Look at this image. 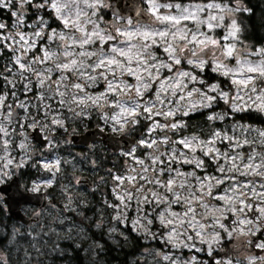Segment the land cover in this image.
<instances>
[{"label": "clouds", "instance_id": "clouds-1", "mask_svg": "<svg viewBox=\"0 0 264 264\" xmlns=\"http://www.w3.org/2000/svg\"><path fill=\"white\" fill-rule=\"evenodd\" d=\"M261 9L0 0V264H264Z\"/></svg>", "mask_w": 264, "mask_h": 264}, {"label": "trees", "instance_id": "trees-1", "mask_svg": "<svg viewBox=\"0 0 264 264\" xmlns=\"http://www.w3.org/2000/svg\"><path fill=\"white\" fill-rule=\"evenodd\" d=\"M264 2V0H246V3L249 4L250 7H253L254 10L257 12L262 11L261 9V3ZM261 20H264V15L260 17ZM258 42L260 40H264V37H261L259 33H257L254 37ZM130 231V230H129ZM135 239V238H133ZM65 247L71 248V245H64ZM73 251H75L73 249ZM80 254L77 252L75 253L74 257H65V259H69L72 261V264H82V261H80L79 258ZM108 264H126V252H117L115 249H112L110 247L109 254H108Z\"/></svg>", "mask_w": 264, "mask_h": 264}, {"label": "rangeland", "instance_id": "rangeland-1", "mask_svg": "<svg viewBox=\"0 0 264 264\" xmlns=\"http://www.w3.org/2000/svg\"><path fill=\"white\" fill-rule=\"evenodd\" d=\"M6 19H9V17H5ZM9 22H10V19H9Z\"/></svg>", "mask_w": 264, "mask_h": 264}]
</instances>
